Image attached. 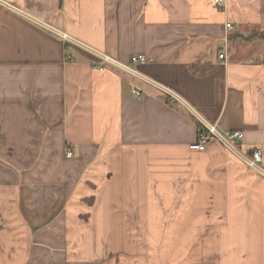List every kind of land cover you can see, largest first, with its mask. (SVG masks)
I'll return each instance as SVG.
<instances>
[{"label":"crops","instance_id":"1","mask_svg":"<svg viewBox=\"0 0 264 264\" xmlns=\"http://www.w3.org/2000/svg\"><path fill=\"white\" fill-rule=\"evenodd\" d=\"M5 1L28 16L0 3V264H264V178L191 149L197 120L163 90L264 165V0ZM34 18L145 54L144 78Z\"/></svg>","mask_w":264,"mask_h":264},{"label":"built area","instance_id":"2","mask_svg":"<svg viewBox=\"0 0 264 264\" xmlns=\"http://www.w3.org/2000/svg\"><path fill=\"white\" fill-rule=\"evenodd\" d=\"M0 3L6 4V6L10 9H14L20 12L21 15L25 11L16 8L13 4L6 2L5 0H0ZM216 6L221 7L225 4L224 0H214ZM28 16V15H23ZM39 25L50 29L53 32H56L58 36H60L65 42L75 45L84 51L88 52L90 55L93 56L94 62L93 64L96 67H103L112 65L127 74L130 77L135 78H144L138 71L137 66L141 64H145L149 62V58L143 54L133 55L129 61H122L118 58H115L111 54L99 50L98 48L91 46L83 41H80L73 37L72 35L63 32L61 30L56 29L51 24L38 20L34 18ZM233 27L232 22H227L226 29L227 31ZM228 39V36H227ZM227 51L228 45H225L223 51L219 54V57L223 59L224 62L227 60ZM72 59V58H71ZM133 93L136 98H141L143 96L142 89L133 84ZM171 97L175 100L181 101L185 103L188 107V110L195 116L197 120V139L196 141L190 146L193 150L204 151L211 141L218 142L228 153L235 155L240 159V161L247 166L248 168L254 170L258 175L264 178V165H263V152L260 148H253L250 150L243 149L242 143L244 140V132L241 129H221L216 122H211L206 119L194 106H191L187 102H184L177 94L173 93L172 91L168 90L167 88L163 87ZM68 155L71 156L72 152L69 151ZM5 224L4 218L0 214V227Z\"/></svg>","mask_w":264,"mask_h":264},{"label":"trees","instance_id":"3","mask_svg":"<svg viewBox=\"0 0 264 264\" xmlns=\"http://www.w3.org/2000/svg\"><path fill=\"white\" fill-rule=\"evenodd\" d=\"M214 4H215V3H214ZM260 35H262V36L264 37V31L259 32V36H260ZM197 130H198V129H197ZM71 152H72V151H71ZM72 155H73V152H72ZM72 155H71V156H72ZM4 225H5V224H4ZM4 225H2V226H4ZM2 226H1V227H2Z\"/></svg>","mask_w":264,"mask_h":264},{"label":"rangeland","instance_id":"4","mask_svg":"<svg viewBox=\"0 0 264 264\" xmlns=\"http://www.w3.org/2000/svg\"><path fill=\"white\" fill-rule=\"evenodd\" d=\"M238 161V160H237ZM239 162V161H238ZM205 163L204 160L202 161V164Z\"/></svg>","mask_w":264,"mask_h":264}]
</instances>
